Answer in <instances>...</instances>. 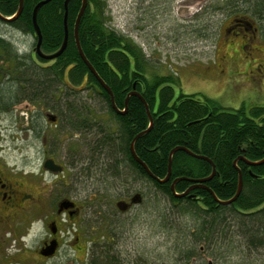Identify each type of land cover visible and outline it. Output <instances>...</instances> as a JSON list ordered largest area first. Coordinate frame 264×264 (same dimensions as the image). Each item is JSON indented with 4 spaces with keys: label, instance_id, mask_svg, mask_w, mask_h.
Masks as SVG:
<instances>
[{
    "label": "trees",
    "instance_id": "1",
    "mask_svg": "<svg viewBox=\"0 0 264 264\" xmlns=\"http://www.w3.org/2000/svg\"><path fill=\"white\" fill-rule=\"evenodd\" d=\"M39 1L41 0H23L19 16L9 20L0 17V24L3 22L5 26L32 34L36 39L33 10ZM65 1L48 0L37 12V23L42 34L41 48L46 53L57 51L63 43ZM245 2L264 6V0L263 3L259 0ZM82 3L83 0H68V42L65 50L53 59L20 50L10 38L0 32V76L16 87L11 90L12 96H26L35 101L50 99L53 98L51 92L55 93L57 85L67 83L73 84L74 88L79 86V89L76 88L78 92L84 91L81 97L76 94L73 98L84 100L91 94H99L107 104L111 118L119 126L114 134L107 130V136L97 142L94 149V152L106 155L109 165H114L112 176L134 174L152 182L172 202L184 203L180 209L182 212H192L202 220L199 242L210 236L217 241V225L221 227L223 224L225 227L227 224L228 227L223 229L219 239L232 227L246 237L252 249L263 244L264 161L250 164L247 160L264 159V107L254 106L249 112L244 105L240 108L226 107L199 92H181L174 98L173 85L179 83V74L154 73L155 67L150 64L142 45L110 25L106 0H88L78 30L86 57L112 89L119 108L124 109L131 91L142 95L141 97L134 92L136 94L128 97L126 112H116L110 94L78 51L74 27ZM19 4L20 0H0V14L13 16L18 11ZM18 84H23L24 87H19ZM61 89L60 87V93ZM58 98L71 100L68 93L64 96L59 94ZM142 98L152 114L153 123L147 132L136 138L134 149L157 177L167 176L170 153L176 146H185L213 161V176L200 183L204 185L194 187L192 195L176 197L171 189L172 182L179 178L175 183V190L179 193L185 191L193 184L192 179L211 175L213 165L210 160L177 150L172 155L170 178L161 182L149 175L133 157L131 141L150 124ZM80 116L83 117L84 113L81 112ZM98 116V113H90L88 118L81 120H77L75 116L76 126L77 121H80L79 124L93 129L95 124L97 126L100 123ZM122 164H126L127 170L124 173L119 172ZM101 168L106 170V166ZM240 172L243 181L241 191L235 200L222 205L218 199L227 200L236 194ZM207 187L214 191L218 199ZM228 217H231L230 223ZM189 257V254H185V258ZM112 260L107 257L103 264H111Z\"/></svg>",
    "mask_w": 264,
    "mask_h": 264
},
{
    "label": "rangeland",
    "instance_id": "2",
    "mask_svg": "<svg viewBox=\"0 0 264 264\" xmlns=\"http://www.w3.org/2000/svg\"><path fill=\"white\" fill-rule=\"evenodd\" d=\"M106 2L110 25L142 45L150 64L155 67L154 73L179 74V83L173 85L174 98L181 92L185 94L199 92L226 107L240 108L244 105L248 112L254 106L264 107V37L258 32L257 37L249 44L242 42L243 38H237L236 43L233 42L235 35H229L230 32L228 37L224 36L228 30V18L239 14L233 10L237 5L242 6L244 0H106ZM259 2L263 3L262 0ZM260 24L264 25V21ZM0 32L10 38L20 50L30 53L34 51L35 38L32 34L5 26L3 22L0 24ZM244 32L245 30H241L240 35L245 36ZM246 33L251 37L253 35L251 30ZM76 88L80 87L75 86L70 95L76 106L88 105L95 113L107 108L99 94H91L84 100L73 98L76 94L81 97V93H84L78 92ZM81 100L83 102H78ZM29 107L31 108L30 105L25 108L26 112L29 111ZM111 124L112 120L109 117L101 121L100 127L103 130ZM94 131L93 128L88 138L89 149H86L81 137L72 139L76 143L73 152L77 154L79 161L84 159L86 165H89L90 172L89 179L75 181L73 188L76 194L82 195L86 180H90L92 189L106 180L110 185L111 181L117 182L116 185L114 183V187H109V197L117 191L123 193L138 189L143 192L142 204L119 218L125 231L129 232L128 241L131 240L133 243L128 246L135 247L133 254L139 259L137 264H208L209 261H212V264H264V242L252 249L246 237L232 227L219 239L227 224L225 227L223 224L220 225L222 228L217 225L215 230L218 235L217 241L210 236L199 242L198 234L202 220L192 212H182L180 209L184 203L172 202L152 183L134 174L112 176L114 165L108 164L105 154L94 152L97 142L102 139ZM62 137L63 142L60 144L67 148V143L71 141ZM5 140L11 162L38 163V147L35 140L16 138L11 135V131L7 132ZM125 165L119 167V172L124 173V170H127ZM105 166L106 170L101 168ZM59 185L63 188L61 183ZM231 217H228L229 223L232 221ZM35 237L33 232L27 235L25 255L15 256L14 248L11 246L7 256H10L9 261L13 262L8 261V264H84L81 251L73 252L70 249L64 250L63 247L50 259L41 256L38 249H35L38 245ZM124 247L122 245L120 248ZM185 254H189L190 257L185 258ZM195 256L198 259L197 263ZM127 257L126 252L121 253L123 264H127ZM101 260L106 258L103 256ZM4 261L3 264H7V260Z\"/></svg>",
    "mask_w": 264,
    "mask_h": 264
},
{
    "label": "flooded vegetation",
    "instance_id": "3",
    "mask_svg": "<svg viewBox=\"0 0 264 264\" xmlns=\"http://www.w3.org/2000/svg\"><path fill=\"white\" fill-rule=\"evenodd\" d=\"M233 12L239 14L228 18L225 38L234 34L233 42L236 43L237 38H245L242 42L250 44L258 32L264 37V25L260 24L264 21L263 5L245 2L242 6L237 5ZM241 30H245L246 37L240 35ZM249 30L253 33L252 37L246 33ZM36 42L35 39V45ZM33 52L35 55V49ZM228 66L230 67L229 63ZM18 86L24 87L23 84ZM13 88L16 87L0 76V264L5 262L4 259L8 264L10 256H7V251L11 246L15 256L25 255L27 235L30 232L36 236L35 242L38 245L35 249L47 259L55 256L63 247L64 250L81 251L84 264H103V256L111 257V264H121V253L125 252L128 256L127 264H137L139 259L133 254L135 247L128 246L133 243L128 241L129 232L125 231L119 218L142 204L143 192L138 189L123 193L117 191L109 197V187H114L117 182L111 181L110 185L106 180L94 189L90 180H86L82 195L76 194L73 188L75 181L89 179L90 172L84 159L79 161L77 154L73 152L76 143L72 139L81 137L84 146L89 149L88 138L92 130L79 124L80 121H77L76 126L75 116L77 120H81L95 112L88 105L78 107L82 105L78 104L75 107L73 100L58 98L59 94L64 96L68 93L70 96L73 93L74 85L70 83L57 85L55 93L51 92L53 98L36 101L26 96H12ZM24 103L26 104L23 105ZM28 105L31 108L26 112ZM106 107L97 112L98 118L103 121L110 117L112 124L102 132L101 121L97 128L94 126V133L102 137L100 140L107 136V130L114 133L119 130L116 121L111 118L108 106ZM81 112L84 113L83 117L80 116ZM9 131L16 138H32L36 141L37 164L11 162L7 152L9 148L6 149L5 143ZM62 136L71 141L67 143V148L60 144L63 142ZM59 183L63 188H60ZM192 189L188 195L192 193ZM52 244L56 245L53 254L41 253L43 249H51ZM122 245L125 247L120 248ZM194 259L197 263L196 256Z\"/></svg>",
    "mask_w": 264,
    "mask_h": 264
},
{
    "label": "water",
    "instance_id": "4",
    "mask_svg": "<svg viewBox=\"0 0 264 264\" xmlns=\"http://www.w3.org/2000/svg\"><path fill=\"white\" fill-rule=\"evenodd\" d=\"M46 1H48V0H41V1H39V2L35 5L34 10H33V23H34V30H35V31H34V34H35V36H37V42H36L35 51H36V53H37L38 55H40L41 57H44V58H47V59H53V58L59 56V55L65 50L66 45H67V42H68V36H69V28H68V21H67V15H68V0L65 1V15H64L65 35H64V40H63V43H62L61 47H60L57 51H55V52H53V53H45V52L42 51V49H41L42 34H41L40 27H39V25H38V23H37V12H38L39 8H40V7H41ZM87 4H88V0H83L82 6H81L80 11H79V13H78V15H77V18H76L75 27H74V29H75L74 34H75V40H76V44H77V47H78V51H79V53H80L82 59L86 62V64H87L88 67L90 68V70L96 75V77L99 79V81L101 82V84L105 87V89H106V90L108 91V93L110 94V96H111V101H112V105L114 106V108L116 109V111H118V113L124 114V113L126 112V108L123 109V110H121V109L118 108V106L116 105L115 100H114V94H113L112 89H111L110 86H109V85H108V84H107V83H106V82H105V81L99 76V74L97 73V71H96V69L94 68V66L90 63V61H89L88 58L86 57V55H85V53H84V51H83V49H82V46H81V44H80L79 35H78L79 24H80L81 16H82V14H83L85 8L87 7ZM22 9H23V0H20V4H19L18 11L15 13L14 16H12V17H6V16H3V15L0 14V17H1V18H4V19H8V20H9V19H13V18L19 16V14L21 13ZM134 92H136V91H131V92L129 93V95L127 96L126 103H125V107H127V104H128V102H127V101H128V97H129L131 94H136V93H137V95H139V96L142 97V95H141L140 93H138V92L134 93ZM142 100L144 101V103H145V105H146V108H147V111H148V115H149V119H150V124H149V126H148L146 129H144L143 131L139 132L138 134H136V135L134 136L133 140H132L131 143H130V150H131V153H132L133 157H134V158H135V159H136V160H137V161H138V162H139V163L145 168V170L148 172L149 175H151L152 177H154V178L160 180L161 182H165V181H167V180L170 178V174H171L172 155H173V153H174L175 151H177V150H184V151L190 153L191 155H195V156H197V157H202V158H206V159L210 160L208 157L203 156V155H200V154H198V153H196V152H194V151L188 149V148L185 147V146H176V147H174V148L171 150V153H170V157H169V170H168V174H167V176L164 177V178H159V177H157V176H156V175L150 170V168L147 166V164H146V163H145V162H144V161L138 156V154L136 153V151H135V149H134V142H135L136 138L139 137L140 135L144 134L145 132H147V131L151 128L152 123H153V117H152V114H151V112H150V110H149V108H148V106H147L145 100H144L143 98H142ZM210 161H211V163H212V165H213V171H212L211 175H209L208 177H205V178H199V179H198V178H195V179H192V181H193V185H191V186H190L188 189H186L185 191L179 193V192H177V191L175 190V183L177 182V180H178L179 178L175 179V180L172 182V184H171V189H172V191H173V193L175 194L176 197H183V196H186V195L189 193L190 189H192V188H194V187H197V186H202V185H204V184H200V183H202V182H204V181L210 179V177L213 176V174H214V172H215V165H214V163H213L212 160H210ZM247 161H248L250 164H257V163H261V162H263L264 159L259 160V161H251V160H247ZM235 163H236V161H235ZM239 175H240V178H239V186H238V190H237L236 194H235L232 198H230V199H227V200H220V199L217 198L216 194L214 193V191H212V189H210V188H208V187H207V188L211 191V193L215 196V198L218 199V201H219L220 203H222V204L230 203L231 201H233V200L236 199V197L238 196L239 192H240L241 189H242L243 181H242L241 172H240ZM205 187H206V185H205ZM137 196H138V195H137ZM134 200H136V198H135ZM55 247H56V245H55V244H52V245H51V249H48V250H44V249H43V250L41 251V253H42V254H45V255H51V254L54 253ZM209 264H212V261H209Z\"/></svg>",
    "mask_w": 264,
    "mask_h": 264
},
{
    "label": "bare ground",
    "instance_id": "5",
    "mask_svg": "<svg viewBox=\"0 0 264 264\" xmlns=\"http://www.w3.org/2000/svg\"><path fill=\"white\" fill-rule=\"evenodd\" d=\"M13 15H14V14H13ZM35 47H36V45H35ZM35 47H34V49H35ZM125 108H127V107H124V109H125ZM172 161H173V160H172ZM221 204H222V203H221ZM228 204H229V203H227V204H222V205H228Z\"/></svg>",
    "mask_w": 264,
    "mask_h": 264
}]
</instances>
